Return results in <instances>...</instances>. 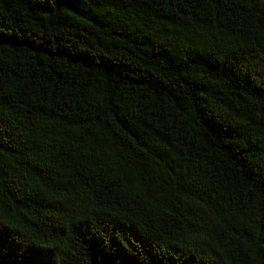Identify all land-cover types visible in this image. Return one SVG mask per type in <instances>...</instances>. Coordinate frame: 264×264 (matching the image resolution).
<instances>
[{
    "label": "trees",
    "instance_id": "obj_1",
    "mask_svg": "<svg viewBox=\"0 0 264 264\" xmlns=\"http://www.w3.org/2000/svg\"><path fill=\"white\" fill-rule=\"evenodd\" d=\"M0 264H264V0H0Z\"/></svg>",
    "mask_w": 264,
    "mask_h": 264
}]
</instances>
